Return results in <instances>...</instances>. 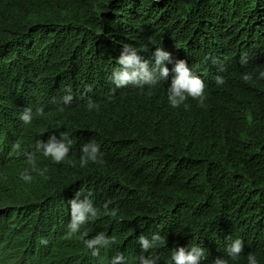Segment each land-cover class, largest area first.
Listing matches in <instances>:
<instances>
[{"label":"trees","instance_id":"obj_1","mask_svg":"<svg viewBox=\"0 0 264 264\" xmlns=\"http://www.w3.org/2000/svg\"><path fill=\"white\" fill-rule=\"evenodd\" d=\"M125 45L145 59L163 47L187 61L205 83V106L189 98L171 108V74L152 96L116 89L110 76ZM261 71L264 0H0V264H110L119 253L138 264V237L157 232L158 264L194 244L213 264L228 237L244 242L235 264L250 252L264 264ZM89 99L99 111L87 110ZM27 107L45 115L25 127L18 117ZM62 132L72 139L66 160L38 155L47 179L19 180L31 169L25 153ZM91 140L104 163L81 168ZM82 188L99 214L82 229L87 237L68 238L69 202ZM108 202L115 217L104 214ZM98 232L116 243L94 258L82 241Z\"/></svg>","mask_w":264,"mask_h":264},{"label":"clouds","instance_id":"obj_2","mask_svg":"<svg viewBox=\"0 0 264 264\" xmlns=\"http://www.w3.org/2000/svg\"><path fill=\"white\" fill-rule=\"evenodd\" d=\"M140 53L132 45H125L123 47V51L117 61L119 67H114L110 76L111 83L116 89L132 87L141 91L146 90L147 95L152 96L154 90L161 82H166L171 74V84L167 88V101L171 108L176 109L181 106L187 108L186 102L189 98L196 101L199 106H205V100L207 99L205 83L200 77L193 74L187 61L174 59L171 53L163 47H157L155 52L151 54L150 59H145ZM246 62V59L242 57L241 63L244 64ZM168 65H172V68L169 69ZM242 78L245 82H248L252 79V76L250 73L245 72ZM258 79L264 80V71L259 72ZM215 80L218 86L225 83L222 76H217ZM64 91L68 94L62 97V105H71L73 101L71 87L65 88ZM86 108L89 112L99 111V104L89 99ZM58 110L63 112L65 109L64 107H59ZM44 115L43 108H37L33 111L32 108L27 107L20 112L18 118L27 127L35 119ZM60 137L58 139L56 135H51L47 142L37 140L34 151L25 153L27 163L31 165V169L25 168L21 171L18 177L19 180L31 183L34 179L31 173H36L40 177L47 179L46 173L48 169L37 166L38 155L50 158L56 164H60L66 160L72 146V139H70L66 132H62ZM13 150L20 151L21 144H14ZM79 163L81 168L88 166L90 163L103 165V155L99 145L94 140L81 146ZM0 179H3V177H0ZM69 203L71 219L67 224V237L71 238L79 235L87 237V232H82V229H84L89 221L95 220L99 214L91 199V193L85 192L82 188L76 192L75 198ZM110 203L108 202L104 205V214L115 217L117 210L109 209ZM226 240L229 242L226 245L225 255L213 260V264H235V262L240 260L244 250L243 240L240 238L232 239L231 237H228ZM82 242L90 255L98 258L100 257L101 249H107L114 245L116 238L114 236L109 237L103 232H98L91 238L83 239ZM40 243L47 245L48 242L46 239H41ZM137 243L142 252L138 257V264H158L159 258L154 256L152 251L165 243L164 238L158 232L153 233L150 237L140 235ZM170 261L171 264H206L207 256L203 247L194 244L188 249L177 247L171 250ZM246 262L247 264H259L257 255L251 252L247 254ZM110 264H128V261L123 253H119L111 257Z\"/></svg>","mask_w":264,"mask_h":264},{"label":"rangeland","instance_id":"obj_3","mask_svg":"<svg viewBox=\"0 0 264 264\" xmlns=\"http://www.w3.org/2000/svg\"><path fill=\"white\" fill-rule=\"evenodd\" d=\"M1 250H2V247H0V251H1ZM2 253H3V252L0 253V259H2V256H3ZM4 258H6V256H3V259H4Z\"/></svg>","mask_w":264,"mask_h":264}]
</instances>
